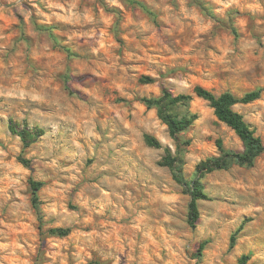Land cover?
Segmentation results:
<instances>
[{
  "label": "clouds",
  "instance_id": "obj_1",
  "mask_svg": "<svg viewBox=\"0 0 264 264\" xmlns=\"http://www.w3.org/2000/svg\"><path fill=\"white\" fill-rule=\"evenodd\" d=\"M0 264H264V0H0Z\"/></svg>",
  "mask_w": 264,
  "mask_h": 264
}]
</instances>
